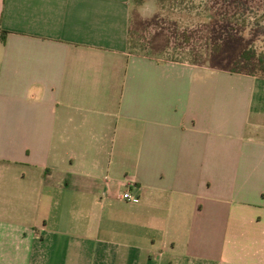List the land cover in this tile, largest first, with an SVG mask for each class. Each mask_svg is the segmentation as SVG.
<instances>
[{
    "label": "crops",
    "instance_id": "1",
    "mask_svg": "<svg viewBox=\"0 0 264 264\" xmlns=\"http://www.w3.org/2000/svg\"><path fill=\"white\" fill-rule=\"evenodd\" d=\"M130 38L131 0H0V264H264V78Z\"/></svg>",
    "mask_w": 264,
    "mask_h": 264
},
{
    "label": "rangeland",
    "instance_id": "2",
    "mask_svg": "<svg viewBox=\"0 0 264 264\" xmlns=\"http://www.w3.org/2000/svg\"><path fill=\"white\" fill-rule=\"evenodd\" d=\"M174 4L131 2V53L185 63L202 54L201 65L227 71L244 49L264 51V0H175Z\"/></svg>",
    "mask_w": 264,
    "mask_h": 264
},
{
    "label": "trees",
    "instance_id": "3",
    "mask_svg": "<svg viewBox=\"0 0 264 264\" xmlns=\"http://www.w3.org/2000/svg\"><path fill=\"white\" fill-rule=\"evenodd\" d=\"M144 1L145 0H131V2L136 5H142ZM158 1L160 5L168 4L171 7L173 5H176L174 4L175 0H158ZM213 45L217 49L221 47V44L213 43ZM203 59L204 56L202 54L200 55L196 54V57L193 58L192 62H189V64L200 65L202 64ZM169 61L179 62L176 60H169ZM180 63H185V62H180ZM227 70L232 74H243V75L264 78V51H257L253 48L244 49L241 55H239L237 58H235L232 61L229 69Z\"/></svg>",
    "mask_w": 264,
    "mask_h": 264
},
{
    "label": "built area",
    "instance_id": "4",
    "mask_svg": "<svg viewBox=\"0 0 264 264\" xmlns=\"http://www.w3.org/2000/svg\"><path fill=\"white\" fill-rule=\"evenodd\" d=\"M119 198L121 200L128 201V202H134V203L140 202V198L138 196L132 194L131 191H125V192L121 193Z\"/></svg>",
    "mask_w": 264,
    "mask_h": 264
}]
</instances>
